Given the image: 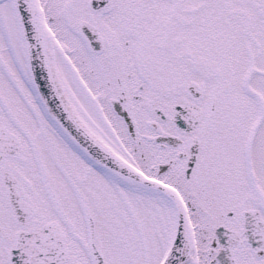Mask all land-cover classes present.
<instances>
[{
    "label": "snow or ice",
    "instance_id": "6c2138e0",
    "mask_svg": "<svg viewBox=\"0 0 264 264\" xmlns=\"http://www.w3.org/2000/svg\"><path fill=\"white\" fill-rule=\"evenodd\" d=\"M0 264H264V0H0Z\"/></svg>",
    "mask_w": 264,
    "mask_h": 264
}]
</instances>
